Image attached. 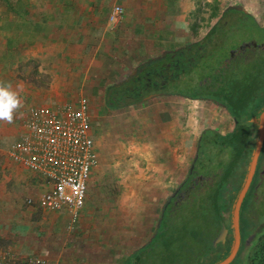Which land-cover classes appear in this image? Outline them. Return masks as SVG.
Instances as JSON below:
<instances>
[{"label":"rangeland","instance_id":"1","mask_svg":"<svg viewBox=\"0 0 264 264\" xmlns=\"http://www.w3.org/2000/svg\"><path fill=\"white\" fill-rule=\"evenodd\" d=\"M131 1L0 0V82L11 83L23 105L13 123L0 122V264H25L30 258L45 264H123L151 236L160 207L186 169L196 132L211 117L221 118V109L179 97L104 108L103 87L115 79L108 80V55L102 52L110 49L96 48L98 21L104 18L108 26L111 8L121 7L123 16ZM228 2V8H243L264 27V0ZM163 8L167 16L187 13L188 39L182 44L195 39L190 29L196 23V36L204 35L216 20L205 24L209 13L221 9L218 0ZM74 13L89 22L62 21V15ZM80 27L87 30L82 41ZM82 106L97 162L84 206L71 222L67 212H40L27 203L40 194L39 183L4 152L23 132L30 112ZM241 169L232 177L234 190Z\"/></svg>","mask_w":264,"mask_h":264},{"label":"trees","instance_id":"2","mask_svg":"<svg viewBox=\"0 0 264 264\" xmlns=\"http://www.w3.org/2000/svg\"><path fill=\"white\" fill-rule=\"evenodd\" d=\"M217 12L213 8L208 15V21L205 19V24L212 19L216 20L203 36H196L198 24H194L190 29L194 40L185 44L174 43L163 48L159 53L134 64L133 70L131 68L132 71L130 70L124 77L108 84L103 91L104 108L116 111L134 107L147 103H142V99L148 95H155L158 98L211 99L226 111L233 113L236 120L240 112L248 111L245 120L250 115H256L264 106V87L254 81L252 74L257 69L264 72V61L251 65L242 61L237 68L232 65L227 77L221 81L218 50L225 43H230L225 40L227 37L240 30V25L232 27L234 22L240 21V13L231 8H226L222 13ZM248 27L252 26L248 25L245 28ZM109 63L114 64L113 60L108 61L109 68L112 66ZM260 89L263 93H259ZM222 192L223 189L218 190L208 203L201 204V207H204L201 218L204 221L206 219L208 232H204L193 220L190 226L171 229L166 227V224L170 223L169 218L166 216L161 218L154 235L148 241V245L152 246L149 257L156 258L158 255L160 264H173L172 261L166 262L164 258L165 254L173 252V255H181L176 264H198L199 260H202V264H214L222 259L228 251V244L212 245L220 226L217 219L221 212L228 208ZM254 215L257 222L251 221L250 226L257 229L255 240L252 239L248 245L244 244L231 264H234V261L235 264H264V208H258ZM205 233L207 236H204ZM248 233L247 228L246 234ZM183 238H187L188 242L182 243L180 247L175 246L176 251L172 252L174 241ZM190 240L194 243L200 240L201 244L194 246L189 243ZM138 251L141 254L140 249ZM135 256L138 254L135 253L133 257ZM143 261L135 260L136 264H142ZM150 264L155 263L152 261Z\"/></svg>","mask_w":264,"mask_h":264},{"label":"flooded vegetation","instance_id":"3","mask_svg":"<svg viewBox=\"0 0 264 264\" xmlns=\"http://www.w3.org/2000/svg\"><path fill=\"white\" fill-rule=\"evenodd\" d=\"M230 8L240 13V21L234 22L233 28L239 27L238 25H240L241 29L251 25L252 27H258L264 31V27L258 25V22L249 13L244 11L243 8L239 6H230ZM218 51L221 69L220 78L221 81H223L224 78L227 77L232 65H235L237 68L238 64L242 61H245L248 65L264 61V40L250 38L241 42L231 41L221 46ZM263 74L264 72L261 69H257L256 72L252 74L254 81L261 87H264ZM258 91L259 93H263L262 89ZM260 95L263 96L262 94ZM185 100L208 103L213 108H219L221 109V118L217 119L216 117H211L209 124L212 125L205 124L201 126L199 131L196 132L195 136L192 138V151L187 161L186 169L174 190L160 207V209L163 208L161 218L164 216L169 218L170 223L166 224V227H170L171 229L180 228L184 225L190 226V222L193 220L195 224L201 226L204 232H208L206 219L204 221V219L201 218L204 208L201 207V204L208 203V200L213 197L218 190L223 189V197L226 204H228L226 205L228 208L223 210L219 219H217V222L220 221V226L219 231L212 240V245L218 246L228 244L229 251L233 240L231 207L242 186L249 160L254 149L257 133L256 120L260 110L256 115L248 116L249 118L246 120L245 118L248 115V111L240 112L236 120L235 116L232 115L233 113L226 111L221 105L211 99L197 98ZM256 101H258V98ZM217 115L218 114H216V116ZM226 122L228 124L227 126H225ZM240 168H242L240 171L241 181L238 188L234 190L233 182H231L232 177ZM258 208H264V139L257 158L253 177L240 205L238 217L239 247L234 259L237 257L240 248L244 244L248 245L252 239L255 240L257 229H255V226L251 227L250 223L251 221H255L256 217L254 214ZM247 228L249 231L248 234H246ZM222 229L225 230L223 238L215 243L214 240L218 237ZM204 236H207V233H205ZM150 237L146 242L135 248V250H132L129 255L125 256L123 264H136L135 260L137 259L144 260L142 264H150L152 261H154L155 264H160V257L158 255H156V258L153 256L149 257V253L152 250V246L150 244V246L148 245ZM201 241H203V239ZM201 241L199 240V242L196 243L191 241L189 243L197 246L201 244ZM187 242V238L175 240L173 249H171L172 252L176 251L174 248L175 246L180 247L182 243L186 244ZM139 249L141 254H139ZM179 251L180 248L178 252ZM135 253H137L138 256L133 257ZM173 254L174 252L164 255L166 262L172 261L173 264H176L177 260L181 258V255L178 256ZM201 262L202 260H199L198 264H202Z\"/></svg>","mask_w":264,"mask_h":264},{"label":"built area","instance_id":"4","mask_svg":"<svg viewBox=\"0 0 264 264\" xmlns=\"http://www.w3.org/2000/svg\"><path fill=\"white\" fill-rule=\"evenodd\" d=\"M121 14V7H112L108 21L116 22ZM29 117L4 155L45 184V190L27 203L46 213L67 212L74 222L84 206L86 182L97 162L85 106L57 111L40 108ZM25 264L45 262L30 258Z\"/></svg>","mask_w":264,"mask_h":264},{"label":"crops","instance_id":"5","mask_svg":"<svg viewBox=\"0 0 264 264\" xmlns=\"http://www.w3.org/2000/svg\"><path fill=\"white\" fill-rule=\"evenodd\" d=\"M191 1L192 3L198 2V0H132L127 14L125 12L116 22L111 23L108 21V26H104L106 19L99 20L100 36H98L99 40L96 48L99 49L101 47L102 49L103 46L106 50L110 49L109 51H101L108 55V61L114 60L115 64L118 65L113 64L116 67L113 65L110 68L108 67V80L113 78L115 80L120 79L131 70L134 64L159 53L163 48L171 44H182L183 41H186L188 36L187 13L180 12L177 14L178 16H167L163 15L162 11L163 13L165 11L163 7L175 6L180 9L181 7H186V5L192 6ZM204 1L208 0H200L202 4ZM218 1H220L221 8L219 13H222L223 10L231 5L228 0ZM61 17L64 22H89L88 17L86 16L85 18L80 13L62 15ZM76 33L79 34L82 41L85 34H87V30L80 27ZM104 42L106 43L104 44ZM111 82L109 81L108 84ZM30 177L37 179L39 183L38 192L42 193L45 190V184L41 178L32 173H30ZM87 186L88 184L86 188Z\"/></svg>","mask_w":264,"mask_h":264},{"label":"water","instance_id":"6","mask_svg":"<svg viewBox=\"0 0 264 264\" xmlns=\"http://www.w3.org/2000/svg\"><path fill=\"white\" fill-rule=\"evenodd\" d=\"M250 38H257L260 40H264V31L260 28H253V27L249 28L248 27V28H245L244 30L237 31L231 34V36L227 37L225 40L227 42H231V41L241 42L243 40L250 39ZM155 98H158V96L148 95L147 97L142 99V103L151 101ZM256 124H257V133H256L254 149L252 151V154L249 160L248 168H247L246 175L243 180L242 186L240 187L236 195V198L232 204V207H231V229L233 233V240H232L228 253L222 259H220L214 264H230L233 261L237 253L238 247H239V232H238L239 210H240V205L243 200V197L253 177L257 158L259 156L260 149H261L263 139H264V107L257 114ZM162 210L163 208L160 209L159 211L158 218H157V221H156L151 237L154 235L156 228L158 227V224L162 216ZM224 233H225V230L222 229L218 237L214 240V242L216 243L219 239L223 238Z\"/></svg>","mask_w":264,"mask_h":264},{"label":"clouds","instance_id":"7","mask_svg":"<svg viewBox=\"0 0 264 264\" xmlns=\"http://www.w3.org/2000/svg\"><path fill=\"white\" fill-rule=\"evenodd\" d=\"M22 106L21 97L11 83L0 82V122L13 123Z\"/></svg>","mask_w":264,"mask_h":264}]
</instances>
